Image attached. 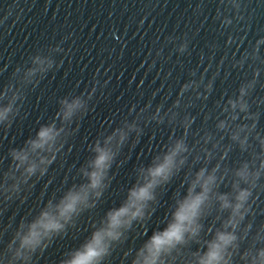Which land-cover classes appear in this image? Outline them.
<instances>
[{
    "label": "water",
    "instance_id": "obj_1",
    "mask_svg": "<svg viewBox=\"0 0 264 264\" xmlns=\"http://www.w3.org/2000/svg\"><path fill=\"white\" fill-rule=\"evenodd\" d=\"M241 15L243 18L234 13L227 0H0V91L14 82L17 68L31 66L32 56L48 55L55 47L62 49L51 53L55 65L43 78L38 77V85L29 86L12 124L0 126V172L11 163L10 149L23 146L40 125L53 120L61 99L91 95L87 112L74 119V131L48 172L33 177L32 188L23 193V199L0 203V251L22 220H30L47 200L58 199L73 184L83 182L79 169L91 158L90 146L98 138L134 119L142 108L151 113L160 105L166 110L185 82L213 81L207 97L195 99L188 109L194 117L191 130L197 133L188 137L189 144H195L202 130L215 132L217 102L236 93L240 84L251 78L253 68L264 69L252 61L233 67L264 37V0H243ZM224 18L232 23L224 25ZM185 38L188 50L181 54L177 48ZM259 52L264 57V45L259 46ZM258 79L253 100L264 99V71ZM252 110L260 111L258 131L264 132V104L257 109L254 103ZM140 126L141 136L131 134L116 157L109 173L110 186L96 206L38 255L36 264H58L66 252L78 247L106 211L123 201L136 181V169L148 165L170 136L183 132L166 122L141 121ZM220 135L217 133L218 138ZM223 143H228L226 137ZM242 158L238 150L225 156L229 163ZM189 171L186 166L157 190L154 214L143 226L134 224L106 264H131L143 241L164 227L175 199L185 190V173ZM253 214L257 223L264 221V194L257 197Z\"/></svg>",
    "mask_w": 264,
    "mask_h": 264
},
{
    "label": "clouds",
    "instance_id": "obj_2",
    "mask_svg": "<svg viewBox=\"0 0 264 264\" xmlns=\"http://www.w3.org/2000/svg\"><path fill=\"white\" fill-rule=\"evenodd\" d=\"M227 3L243 18V0ZM217 15L219 18L220 13ZM222 23L230 25L232 21L224 18ZM260 45H264V37L251 51L246 50L233 67L248 61L264 65ZM187 50L185 38L177 51L183 54ZM59 51V47L51 48L48 55L32 56L27 69H16L14 82L0 91V126L12 124L29 86L38 85V77L43 78L54 67L51 53ZM261 71L264 69L253 68L251 78L245 79L236 93L217 102L216 131L202 130L195 144L188 142L189 136L197 135L191 130L194 117L188 109L194 106L195 99L206 98L213 90V81L204 83L202 78L185 82L166 110L160 105L151 113L142 108L134 119L123 121L110 134L98 138L90 146L91 158L79 169L83 182L73 184L58 199L47 200L30 220H22L0 251V264H36L38 255L74 228L85 211L96 206L110 186L109 173L121 149L131 134L141 136V121L166 122L183 132L170 136L148 165L136 169V181L127 189L123 201L108 209L90 235L66 252L58 264H106L116 247L127 240L134 224L143 226L154 214L157 190L168 185L186 166L190 171L185 173V190L175 199L164 227L152 231L135 250L131 264H264V221L257 223L253 214L257 197L264 194V132L258 131L260 111L252 110L254 103L257 109L264 104V99H252ZM89 99L90 94L87 98L82 94L61 99L51 122L40 125L23 146L9 150L11 163L0 172V203L23 199V193L32 188L33 177H43L48 172L74 131V119L87 112ZM217 133L221 134L219 138ZM225 137L227 144L223 143ZM236 150L243 158L227 162L225 156ZM196 164L200 166L195 168Z\"/></svg>",
    "mask_w": 264,
    "mask_h": 264
}]
</instances>
